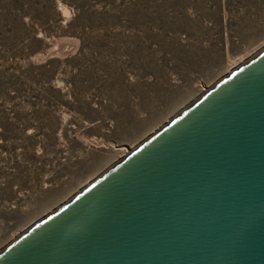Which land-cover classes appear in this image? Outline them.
Returning <instances> with one entry per match:
<instances>
[{"label": "rangeland", "instance_id": "obj_1", "mask_svg": "<svg viewBox=\"0 0 264 264\" xmlns=\"http://www.w3.org/2000/svg\"><path fill=\"white\" fill-rule=\"evenodd\" d=\"M264 50V0H0V251Z\"/></svg>", "mask_w": 264, "mask_h": 264}, {"label": "water", "instance_id": "obj_2", "mask_svg": "<svg viewBox=\"0 0 264 264\" xmlns=\"http://www.w3.org/2000/svg\"><path fill=\"white\" fill-rule=\"evenodd\" d=\"M0 264H264V50L0 251Z\"/></svg>", "mask_w": 264, "mask_h": 264}, {"label": "bare ground", "instance_id": "obj_3", "mask_svg": "<svg viewBox=\"0 0 264 264\" xmlns=\"http://www.w3.org/2000/svg\"><path fill=\"white\" fill-rule=\"evenodd\" d=\"M243 64H244V63H243ZM239 67H240V66H239ZM239 67H238V68H239ZM232 72H233V71H232ZM232 72H231V73H232ZM208 90H209V89H208ZM208 90H207V91H208ZM203 94H204V93H203ZM203 94H202V95H203ZM176 117H177V116H176ZM171 121H172V120H171ZM141 144H142V143H141ZM141 144H140V145H141ZM136 148H137V147H136ZM136 148H135V149H136ZM129 154H130V153H129ZM118 162H119V161H118ZM118 162H117V163H118ZM23 234H24V233H23ZM23 234H22V235H23ZM22 235H20L19 237H21ZM19 237H18V238H19ZM16 239H17V238H16ZM16 239H15V240H16Z\"/></svg>", "mask_w": 264, "mask_h": 264}]
</instances>
